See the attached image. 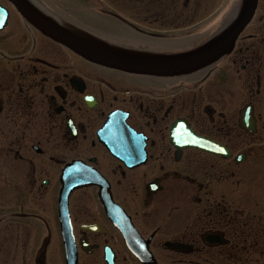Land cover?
Wrapping results in <instances>:
<instances>
[{
	"label": "flooded vegetation",
	"instance_id": "flooded-vegetation-1",
	"mask_svg": "<svg viewBox=\"0 0 264 264\" xmlns=\"http://www.w3.org/2000/svg\"><path fill=\"white\" fill-rule=\"evenodd\" d=\"M31 1L158 54L217 32L202 0ZM0 6V264H264V0L229 52L176 75L89 61Z\"/></svg>",
	"mask_w": 264,
	"mask_h": 264
},
{
	"label": "water",
	"instance_id": "water-1",
	"mask_svg": "<svg viewBox=\"0 0 264 264\" xmlns=\"http://www.w3.org/2000/svg\"><path fill=\"white\" fill-rule=\"evenodd\" d=\"M12 2L27 19L38 26L45 34L64 43L85 58L113 67L155 74L187 72L221 56L229 50L239 31L250 19L255 6V0H243L233 23L199 48L184 54L154 57L143 56L130 51L125 52L89 37L74 28L52 22L37 11L28 0H12ZM0 11V27H2L6 14L1 8ZM196 144L205 148L212 147L211 144L202 141ZM69 189L68 187L64 194L65 202L66 193Z\"/></svg>",
	"mask_w": 264,
	"mask_h": 264
},
{
	"label": "rangeland",
	"instance_id": "rangeland-1",
	"mask_svg": "<svg viewBox=\"0 0 264 264\" xmlns=\"http://www.w3.org/2000/svg\"><path fill=\"white\" fill-rule=\"evenodd\" d=\"M52 3L57 4L60 8H71L76 10L79 14H88V12L84 11V8L89 7L90 3L87 2V0H50ZM194 1V0H192ZM227 2V0H203L204 5L205 4H210L209 11H207V13L204 14V16L206 14H210L212 12L218 13V9L223 6V4H225ZM83 9V10H82ZM229 11V9H227V7L223 8V14H226ZM228 18V14L225 17L224 21H226ZM220 24V23H219ZM82 25V23H81ZM92 26L96 27L97 29H100V31H102L103 26L100 24L99 21H94ZM106 31V30H104Z\"/></svg>",
	"mask_w": 264,
	"mask_h": 264
}]
</instances>
